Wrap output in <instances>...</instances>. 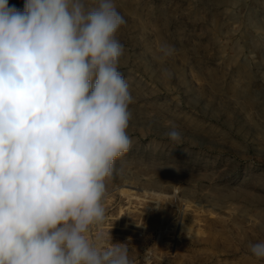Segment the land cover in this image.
<instances>
[{
  "label": "rangeland",
  "instance_id": "1",
  "mask_svg": "<svg viewBox=\"0 0 264 264\" xmlns=\"http://www.w3.org/2000/svg\"><path fill=\"white\" fill-rule=\"evenodd\" d=\"M113 3L132 143L90 240L125 244L132 264H264L250 250L264 243V0Z\"/></svg>",
  "mask_w": 264,
  "mask_h": 264
},
{
  "label": "clouds",
  "instance_id": "2",
  "mask_svg": "<svg viewBox=\"0 0 264 264\" xmlns=\"http://www.w3.org/2000/svg\"><path fill=\"white\" fill-rule=\"evenodd\" d=\"M125 23L113 0H0V264H132L125 244L89 238L132 143ZM250 250L264 258V243Z\"/></svg>",
  "mask_w": 264,
  "mask_h": 264
}]
</instances>
